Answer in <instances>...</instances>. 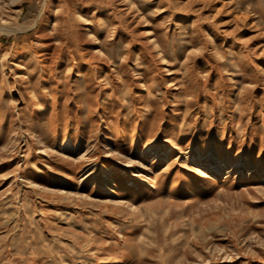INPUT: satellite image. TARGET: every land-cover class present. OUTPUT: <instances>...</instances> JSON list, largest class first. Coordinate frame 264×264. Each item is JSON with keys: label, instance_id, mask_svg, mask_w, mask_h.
I'll list each match as a JSON object with an SVG mask.
<instances>
[{"label": "rangeland", "instance_id": "rangeland-1", "mask_svg": "<svg viewBox=\"0 0 264 264\" xmlns=\"http://www.w3.org/2000/svg\"><path fill=\"white\" fill-rule=\"evenodd\" d=\"M0 264H264V0H0Z\"/></svg>", "mask_w": 264, "mask_h": 264}]
</instances>
